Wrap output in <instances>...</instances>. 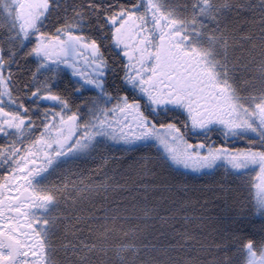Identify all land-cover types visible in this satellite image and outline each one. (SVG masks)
Returning <instances> with one entry per match:
<instances>
[{"label": "snow or ice", "instance_id": "1", "mask_svg": "<svg viewBox=\"0 0 264 264\" xmlns=\"http://www.w3.org/2000/svg\"><path fill=\"white\" fill-rule=\"evenodd\" d=\"M0 264H264V0H0Z\"/></svg>", "mask_w": 264, "mask_h": 264}, {"label": "trees", "instance_id": "2", "mask_svg": "<svg viewBox=\"0 0 264 264\" xmlns=\"http://www.w3.org/2000/svg\"><path fill=\"white\" fill-rule=\"evenodd\" d=\"M234 143H235V141H233ZM239 146H243V145H239ZM69 239H72V237H71V234H69V237H68Z\"/></svg>", "mask_w": 264, "mask_h": 264}, {"label": "rangeland", "instance_id": "3", "mask_svg": "<svg viewBox=\"0 0 264 264\" xmlns=\"http://www.w3.org/2000/svg\"><path fill=\"white\" fill-rule=\"evenodd\" d=\"M211 135V134H210Z\"/></svg>", "mask_w": 264, "mask_h": 264}]
</instances>
